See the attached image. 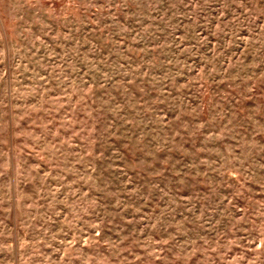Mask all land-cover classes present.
Masks as SVG:
<instances>
[{
	"label": "rangeland",
	"instance_id": "rangeland-1",
	"mask_svg": "<svg viewBox=\"0 0 264 264\" xmlns=\"http://www.w3.org/2000/svg\"><path fill=\"white\" fill-rule=\"evenodd\" d=\"M0 264H264V0H0Z\"/></svg>",
	"mask_w": 264,
	"mask_h": 264
}]
</instances>
